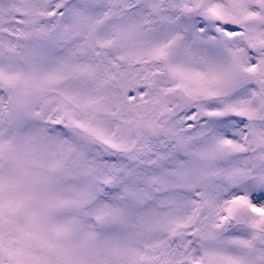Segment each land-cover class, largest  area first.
Returning a JSON list of instances; mask_svg holds the SVG:
<instances>
[{"label": "snow or ice", "instance_id": "6c2138e0", "mask_svg": "<svg viewBox=\"0 0 264 264\" xmlns=\"http://www.w3.org/2000/svg\"><path fill=\"white\" fill-rule=\"evenodd\" d=\"M0 264H264V0H0Z\"/></svg>", "mask_w": 264, "mask_h": 264}]
</instances>
